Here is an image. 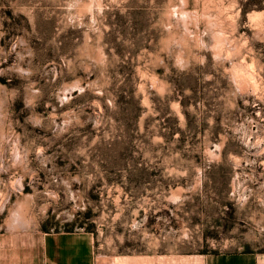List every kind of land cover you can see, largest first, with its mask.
<instances>
[{
  "label": "rangeland",
  "instance_id": "1",
  "mask_svg": "<svg viewBox=\"0 0 264 264\" xmlns=\"http://www.w3.org/2000/svg\"><path fill=\"white\" fill-rule=\"evenodd\" d=\"M70 238L264 253V0H0V264Z\"/></svg>",
  "mask_w": 264,
  "mask_h": 264
},
{
  "label": "crops",
  "instance_id": "2",
  "mask_svg": "<svg viewBox=\"0 0 264 264\" xmlns=\"http://www.w3.org/2000/svg\"><path fill=\"white\" fill-rule=\"evenodd\" d=\"M60 243V240L53 241L54 246L50 251H54V254L49 255L53 259V261L50 260V264H78L79 258L85 262L90 255L88 247L81 246L75 238L67 240V247L61 246ZM65 248L69 249V254H66ZM64 260H67V263H64ZM199 264H264V253L232 251L205 254Z\"/></svg>",
  "mask_w": 264,
  "mask_h": 264
}]
</instances>
